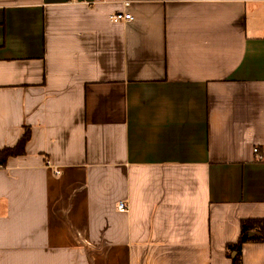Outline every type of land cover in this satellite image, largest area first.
Here are the masks:
<instances>
[{
    "label": "crops",
    "instance_id": "obj_1",
    "mask_svg": "<svg viewBox=\"0 0 264 264\" xmlns=\"http://www.w3.org/2000/svg\"><path fill=\"white\" fill-rule=\"evenodd\" d=\"M77 1L0 0V151L30 130L0 264H231L264 220V0Z\"/></svg>",
    "mask_w": 264,
    "mask_h": 264
},
{
    "label": "trees",
    "instance_id": "obj_2",
    "mask_svg": "<svg viewBox=\"0 0 264 264\" xmlns=\"http://www.w3.org/2000/svg\"><path fill=\"white\" fill-rule=\"evenodd\" d=\"M30 139V130L25 133L12 148L0 151V167H4L9 158L20 157L25 154V146ZM248 243H264V220H243L240 222V233L237 241L226 246V256L231 264H242L241 248ZM232 253H235L232 256Z\"/></svg>",
    "mask_w": 264,
    "mask_h": 264
},
{
    "label": "built area",
    "instance_id": "obj_3",
    "mask_svg": "<svg viewBox=\"0 0 264 264\" xmlns=\"http://www.w3.org/2000/svg\"><path fill=\"white\" fill-rule=\"evenodd\" d=\"M68 2L70 3H76L78 2L77 0H68ZM129 4L128 3H125V6H128ZM132 17L130 14L126 13V12H122V13H116L112 16H110V20L113 22V23H119L121 21H128V20H131ZM254 153L257 152V149H254L253 150ZM56 174H58V172H56ZM117 210L119 212H125L127 211V206L124 202H119L118 205H117Z\"/></svg>",
    "mask_w": 264,
    "mask_h": 264
},
{
    "label": "water",
    "instance_id": "obj_4",
    "mask_svg": "<svg viewBox=\"0 0 264 264\" xmlns=\"http://www.w3.org/2000/svg\"><path fill=\"white\" fill-rule=\"evenodd\" d=\"M234 256V255H233Z\"/></svg>",
    "mask_w": 264,
    "mask_h": 264
}]
</instances>
